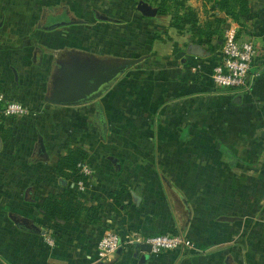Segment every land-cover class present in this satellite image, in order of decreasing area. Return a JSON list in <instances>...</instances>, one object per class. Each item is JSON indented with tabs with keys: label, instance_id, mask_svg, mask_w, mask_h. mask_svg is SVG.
<instances>
[{
	"label": "crops",
	"instance_id": "1",
	"mask_svg": "<svg viewBox=\"0 0 264 264\" xmlns=\"http://www.w3.org/2000/svg\"><path fill=\"white\" fill-rule=\"evenodd\" d=\"M132 2L0 0V95L30 108L27 117L3 121L11 134L0 148V264H264V0L249 1L239 22L213 8L216 0H188L218 30L210 45L171 27V14L143 16ZM97 10L123 19L94 23ZM52 15L79 19L61 25V34L72 50L91 52L76 50L54 67V87L67 68L103 63L99 54L142 60L95 102H43L51 60L44 49L59 33L46 37L41 26L62 23ZM79 23L85 28L72 27ZM225 25L256 48L247 88L212 80ZM77 72L64 82L79 79ZM75 147L88 152L92 169L82 190L56 169ZM65 189L99 207L97 224L40 213L42 197ZM108 230L120 236L121 252L101 261L96 246ZM155 234H180L189 245L155 255L128 243Z\"/></svg>",
	"mask_w": 264,
	"mask_h": 264
},
{
	"label": "trees",
	"instance_id": "2",
	"mask_svg": "<svg viewBox=\"0 0 264 264\" xmlns=\"http://www.w3.org/2000/svg\"><path fill=\"white\" fill-rule=\"evenodd\" d=\"M165 0L160 2L157 8V14H166L169 8L164 6ZM175 13L172 16L170 26L176 28L179 32L188 30L191 33L192 39L200 45H210L214 35L218 31L209 25L202 23L195 8L179 3ZM217 8L224 11L235 21H240V18L249 12L248 0H218ZM209 50H213L209 47ZM4 116L0 113V137L2 141H6L11 134L9 129L3 126ZM88 152L80 147L69 148L57 162L56 169L59 175L71 179L73 181H84L88 183L89 178L80 172L78 164L86 161ZM126 190L122 186L120 190L111 194V197H119ZM40 213L53 219L68 223L74 220H81L85 224H97L100 220L99 207H87L83 204L79 195L73 191L65 189L61 193H47L39 201Z\"/></svg>",
	"mask_w": 264,
	"mask_h": 264
},
{
	"label": "built area",
	"instance_id": "3",
	"mask_svg": "<svg viewBox=\"0 0 264 264\" xmlns=\"http://www.w3.org/2000/svg\"><path fill=\"white\" fill-rule=\"evenodd\" d=\"M256 56V48L250 41H240L236 32L229 28L224 33L221 58L213 67L212 80L221 87L242 89L248 87V76L252 62ZM1 111L5 118H23L30 114V108L22 101L6 100L0 95ZM80 172L88 178L92 174L91 167L84 161L78 164ZM79 190L84 189V181H78ZM53 245L52 238L46 240ZM128 243H146L151 246V253L160 255L169 251L189 245V241L180 234H155L146 237L136 235L128 239ZM122 246L120 236L108 230L98 241L96 246L97 257L107 261L114 256Z\"/></svg>",
	"mask_w": 264,
	"mask_h": 264
},
{
	"label": "rangeland",
	"instance_id": "4",
	"mask_svg": "<svg viewBox=\"0 0 264 264\" xmlns=\"http://www.w3.org/2000/svg\"><path fill=\"white\" fill-rule=\"evenodd\" d=\"M162 1L163 0H133V2L131 3V6H132L133 10L135 9V10L139 11L137 9V5H138V3H142V4H145V5L149 6V7H151L152 10L157 11V8H158L160 2H162ZM217 1L218 0H216V3L211 4V6H213V8H215V6L217 4ZM249 1H252V0H248V2ZM165 2L166 3L164 4V6L168 7L169 8V11L166 14H162V15L171 14V19H172L173 14L175 13V10L177 9L176 7H178L180 5L179 3H182L184 5H189L188 4V0H165ZM211 2L213 3V0H211ZM189 6H191V5H189ZM191 7H193V6H191ZM193 8H195V7H193ZM49 9L52 10L51 13H59V14L62 13L61 10H60V8L56 10V9H54V7H50ZM195 10L197 11V13L199 15V10L197 8H195ZM139 13H140V11H139ZM112 17H114V16H112ZM147 17H149V16H147ZM120 18L123 19V16H121V17L118 16V17L114 18V19H116L115 23H120L121 22L120 21ZM89 19H90V21H93L94 23H97L99 21V19H97L94 15H91ZM171 19H170V22H171ZM199 19H200V16H199ZM206 25H209V24L206 23ZM66 26H60V27H58V30L57 31L55 30V29H57V27L56 28H53V29H50V28L47 29V30H55L57 33H59L57 35V39L58 38L59 39L58 40L56 39V41H55L54 39L56 37L54 35H52V37H51L52 39H50L52 41L54 40V42L52 43L53 46H51L52 48L46 47L44 49L45 53L49 55V57L51 58V60H50L49 64L47 65V72L49 74V78H48L47 83H50V84H48V89L46 88V86H44V88L47 89V92H46V96L43 99V102L44 101L50 102L48 97H51V90L58 83V82H56L57 79L60 78V74H58L57 77L51 79V76H53V70L55 69L54 67H56V68L59 69V65H62V64H60L61 61H63V59H67V56L69 57V55H72V58L74 59L76 57L75 56V54H76L75 51L76 50L77 51H80L82 53L83 52L84 53H87L89 55L91 54L90 51L84 50L83 48H81L82 50L81 49H76V48H75L76 50H72V48L66 46V39H64V37H63L64 35L61 34L62 31L65 30V27ZM72 27H79V29L80 28H85V26L84 25H81V23H79L78 26H72ZM209 27L211 29H213L214 28V25H210ZM228 28L229 27L227 25H225V27H224V29L222 31H224V30H226ZM125 29H128V27H126ZM47 30L45 32L43 31V33H45V36L46 37H49L50 34H52V33L55 32L54 31L52 33L51 32L49 33V32H47ZM179 33H182V32H179ZM75 39H78V40H74L73 41L74 42V45L76 47H81L82 41L79 40L80 37L79 36L78 37H75ZM50 40L47 39L46 40L47 43L50 42ZM99 55L101 56V54H99ZM100 56H96V57H99L101 59L100 61H103V63H105V65H107V66H114V65L116 66V65H119V64L122 63V60H124V59H113V58H106V57H100ZM92 61H93V59H92ZM92 64H94V63H92ZM130 68H128L126 71H128ZM58 72H60V71L58 70ZM49 79H51L50 82H49ZM113 86H114V84L111 87H113ZM114 87H116V85ZM0 106H1V104H0Z\"/></svg>",
	"mask_w": 264,
	"mask_h": 264
},
{
	"label": "water",
	"instance_id": "5",
	"mask_svg": "<svg viewBox=\"0 0 264 264\" xmlns=\"http://www.w3.org/2000/svg\"><path fill=\"white\" fill-rule=\"evenodd\" d=\"M137 9L140 11V13L144 16H154L157 14V11H154L151 9V7L138 3ZM95 16L99 20L109 21V22H115L116 19L101 14L98 11L95 12ZM61 25H64V23H59L52 25L50 28L59 27ZM197 47L194 46V49H192L191 53L195 55H200V51L196 50ZM142 59L141 58H135V59H124L122 60V63L115 66V67H107L106 71L109 75L104 76L102 71L99 74L93 73V75L85 76L84 82L80 81L81 79H77L74 82V85H71L69 91L74 92L76 97H79L78 99H72L67 101H50L52 103L57 104H63V105H83L88 104L91 102H95L100 98L105 92H107L111 86L120 78L122 74L126 72V70L133 65L139 63ZM105 74V73H104ZM83 78V77H82ZM60 93V91H56L55 94ZM2 145V141L0 138V148ZM140 248L145 252L151 251V246L149 244H141ZM118 252H121V248L118 250ZM146 259V256L141 257V261L144 262ZM100 264H105L104 262H101ZM141 264V263H140Z\"/></svg>",
	"mask_w": 264,
	"mask_h": 264
},
{
	"label": "flooded vegetation",
	"instance_id": "6",
	"mask_svg": "<svg viewBox=\"0 0 264 264\" xmlns=\"http://www.w3.org/2000/svg\"><path fill=\"white\" fill-rule=\"evenodd\" d=\"M95 12H94V16H95ZM48 16H45V19H46L45 22H47L48 21L47 19L50 18ZM52 17L56 19V18H60L61 16L52 15ZM57 22H62V23H64V25H68V24H72V23L79 22V19H75V18H73L71 16H68L67 18H64V17L63 18H60ZM41 27L43 29H46V30L48 29V27L45 25V23ZM87 65H90L91 68H88ZM87 65H82V67H80L78 70H76L77 67H75L74 69H68L67 68L66 71H64L63 73H61L62 78H63V82L60 83L61 84L60 86H58L59 85L58 84L56 87H53V89L51 90V97H48L49 98V101H57V102L58 101H61L62 102V101H67V100H72V99H78L79 98V97H76V95L74 94V92L69 91V89H68V88H70L71 85H74L75 80H70V83H69V81L68 82H64L65 79H66V74H68L69 71L72 72V73H75V72L78 71L77 72V74H78L77 78L81 79L80 81L84 82V80H82V79H84L85 76L93 75V73L99 74L102 71H104L103 72V75L104 76H107V75H109L108 74L109 72L107 73V71H106L107 67H110V68L115 67V65L114 66H107V65H105V63H99V64H95V65L92 64V63L91 64L87 63ZM69 76L70 75H68V77ZM56 91H58V92L60 91V93L55 94Z\"/></svg>",
	"mask_w": 264,
	"mask_h": 264
}]
</instances>
